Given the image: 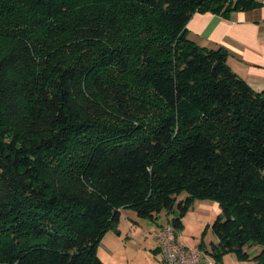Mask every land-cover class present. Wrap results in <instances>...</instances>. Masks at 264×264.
I'll return each instance as SVG.
<instances>
[{
  "label": "trees",
  "instance_id": "trees-1",
  "mask_svg": "<svg viewBox=\"0 0 264 264\" xmlns=\"http://www.w3.org/2000/svg\"><path fill=\"white\" fill-rule=\"evenodd\" d=\"M258 6L0 0V264H103L121 210L176 205L180 228L195 200L219 206L215 258L264 264V92L186 35Z\"/></svg>",
  "mask_w": 264,
  "mask_h": 264
},
{
  "label": "rangeland",
  "instance_id": "rangeland-1",
  "mask_svg": "<svg viewBox=\"0 0 264 264\" xmlns=\"http://www.w3.org/2000/svg\"><path fill=\"white\" fill-rule=\"evenodd\" d=\"M185 194L177 197V202L183 200ZM218 204L212 200H195L181 220V227L174 228V241L180 247L198 248L203 245L207 258L199 264L210 261L213 264H257L256 256L261 247L254 245L247 250L249 258L238 259L234 254L227 253L215 258L212 255V244L217 240L210 226L217 216ZM179 216V210L174 205L172 212H162L157 221L138 219L132 210L120 212L119 222L110 228L100 240L96 249L97 257L103 264H160L162 251L155 233L173 224V219Z\"/></svg>",
  "mask_w": 264,
  "mask_h": 264
},
{
  "label": "crops",
  "instance_id": "crops-1",
  "mask_svg": "<svg viewBox=\"0 0 264 264\" xmlns=\"http://www.w3.org/2000/svg\"><path fill=\"white\" fill-rule=\"evenodd\" d=\"M253 1L259 6L226 18L208 12L193 14L186 35L200 47L223 48L229 69L253 90L264 92V0Z\"/></svg>",
  "mask_w": 264,
  "mask_h": 264
},
{
  "label": "built area",
  "instance_id": "built-area-1",
  "mask_svg": "<svg viewBox=\"0 0 264 264\" xmlns=\"http://www.w3.org/2000/svg\"><path fill=\"white\" fill-rule=\"evenodd\" d=\"M154 235L162 251L160 264H199L201 259L208 256L206 249L185 248L177 245L174 241V228L171 225H166ZM206 264L213 263L207 261Z\"/></svg>",
  "mask_w": 264,
  "mask_h": 264
}]
</instances>
